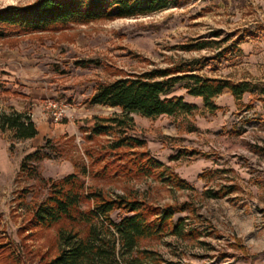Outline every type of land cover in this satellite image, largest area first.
I'll list each match as a JSON object with an SVG mask.
<instances>
[{
	"label": "rangeland",
	"instance_id": "374dc122",
	"mask_svg": "<svg viewBox=\"0 0 264 264\" xmlns=\"http://www.w3.org/2000/svg\"><path fill=\"white\" fill-rule=\"evenodd\" d=\"M31 1L0 0V6ZM0 47L13 51L11 65L20 79L39 82L48 93L39 107V115L48 121L45 130L31 140L6 136L15 171L0 179V238L11 246L0 248V264H40L57 252L60 228L84 230V224L68 220L24 230L51 180L71 174L83 183L84 192L92 186L111 198L134 196L160 207L185 204V210L173 216L183 218L181 236L162 235L141 243L166 260L264 264V0H174L149 15L70 25L24 35L10 45L0 41ZM78 61H85V66ZM175 64L204 77L247 81L257 88L238 102L225 91L214 98L217 108L210 111L179 82L169 95H182L195 104L190 113H130L132 121L121 129L144 139L137 149L147 150L163 164L165 175H175L188 187L125 172L128 155L117 162L119 166L96 176L94 171L112 159L101 156L93 171L82 175L80 165L90 162L86 149L99 150L98 145L113 139V134L87 139L89 129L97 122L108 123L101 118L120 113L118 108L88 106L86 97L99 83ZM51 101L57 102L56 108H47ZM53 111L61 114L55 119ZM35 149L41 158L30 160L34 171L20 172L19 155ZM223 187L232 190L207 196ZM89 206V200L82 201V209ZM122 215L116 210L111 217L117 221Z\"/></svg>",
	"mask_w": 264,
	"mask_h": 264
},
{
	"label": "trees",
	"instance_id": "16d2710c",
	"mask_svg": "<svg viewBox=\"0 0 264 264\" xmlns=\"http://www.w3.org/2000/svg\"><path fill=\"white\" fill-rule=\"evenodd\" d=\"M174 0H33L24 4L0 6V41L10 45L18 37L44 32L58 31L70 25L86 24L100 20L130 18L149 15L169 7ZM85 66V61H78ZM198 69V68H196ZM183 82L188 95L200 97L210 111L217 106L214 98L227 89L238 102L256 87L247 81L233 82L228 79L208 78L191 72L189 66L175 64L168 68L152 69L138 74H126L109 82L99 83L84 103L118 108L119 114L101 118L108 123H95L87 139L99 134H113L107 144L97 149H86L89 166L80 165L85 175L93 171L92 166L105 156L112 159L94 171L96 176L111 171L109 166H119L120 160L128 155L125 172L134 175H151L169 181L179 188L188 185L182 179L166 171L163 164L145 149H137L145 140L129 135L121 129L132 121L130 113L145 117L190 113L196 105L182 95H169L174 86ZM119 130L116 132L115 129ZM12 131V138L23 140L34 137L38 130L28 110L0 109V131ZM122 130V131H121ZM95 156V157H94ZM38 149L21 157L19 171H34L30 160L39 159ZM117 173L121 171L114 170ZM231 187L207 196L220 197L231 192ZM89 200L90 206L81 208L82 201ZM185 204L178 206H154L143 199L117 195L108 197L103 190L89 186L83 190V183L75 174L59 180H51L46 197L34 206L24 230L49 228L62 220L84 224V230L60 228L57 232V252L40 264H175L164 259L156 250L142 245V241L162 235L181 236L184 232L183 218L173 220L176 212L185 210ZM118 211L123 215L113 220L111 214ZM31 234V233H30ZM29 234V236H30ZM33 234V233H32ZM2 238L3 235L0 234ZM0 248L11 247L2 243Z\"/></svg>",
	"mask_w": 264,
	"mask_h": 264
},
{
	"label": "crops",
	"instance_id": "0c3cea01",
	"mask_svg": "<svg viewBox=\"0 0 264 264\" xmlns=\"http://www.w3.org/2000/svg\"><path fill=\"white\" fill-rule=\"evenodd\" d=\"M12 52L13 51L8 48L0 47V109L8 110L9 108H13L17 111H23L29 108L26 107L27 105L31 106L30 108L33 112V120L35 121L38 130L34 137L26 139L31 140L36 136H39L40 132L43 131V129L45 130V127L48 126L47 118L43 115H39L41 100L48 96V93H46L44 88L40 87L39 82L28 83L24 82L23 79H20L21 77L18 75L16 69L11 65L14 61V57L11 55ZM18 85H20V90H18ZM36 85L38 87H36ZM29 86L32 87L29 88ZM225 91L228 90L224 89L222 93ZM246 93L256 92L249 91ZM50 125H52V122H50ZM7 134L11 136L12 131H0V179L11 176L15 171V167L11 162V153L8 147L9 142L6 141L8 140L6 137ZM21 157L22 154L19 155L20 160Z\"/></svg>",
	"mask_w": 264,
	"mask_h": 264
},
{
	"label": "built area",
	"instance_id": "2783aa9c",
	"mask_svg": "<svg viewBox=\"0 0 264 264\" xmlns=\"http://www.w3.org/2000/svg\"><path fill=\"white\" fill-rule=\"evenodd\" d=\"M57 107V102L56 101H51V102H49L48 103V105H47V108H56ZM53 110H55V109H53ZM61 114V112H55V111H53V117H54V115H55V119L57 118V116H59Z\"/></svg>",
	"mask_w": 264,
	"mask_h": 264
}]
</instances>
